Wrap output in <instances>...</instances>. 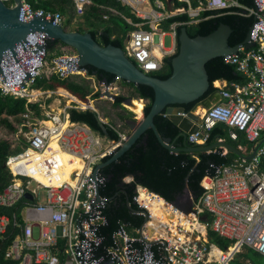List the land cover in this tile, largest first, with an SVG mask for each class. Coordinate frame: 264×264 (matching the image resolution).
<instances>
[{"label":"built area","instance_id":"built-area-1","mask_svg":"<svg viewBox=\"0 0 264 264\" xmlns=\"http://www.w3.org/2000/svg\"><path fill=\"white\" fill-rule=\"evenodd\" d=\"M1 1L9 8L19 7L15 0ZM70 1L77 17H83L93 6L91 0ZM117 1L141 20L134 23L121 15L133 27L125 38V54L148 75L162 71L164 59L169 57L164 38L172 35L174 46L177 45L179 25L198 23L203 10L242 7L236 0H207L196 10L190 0H176L184 6L174 5L172 9L168 0ZM20 4L23 22L39 17L64 26L61 12L35 8L28 0H20ZM245 10L244 16L254 17L248 33L252 47L247 49L243 44L237 54L226 56L224 61L236 67L248 82L219 88L221 100L205 110L199 131L189 135L187 142L206 146L210 132L223 123L229 127L233 141H238L242 133L253 151L259 146L255 156L239 157L229 165L212 164L201 182L203 196L197 202L192 201L193 212L186 214L165 201L173 215L191 216V225L185 226L182 218L170 224L159 222L163 234L154 238L146 228L150 225L155 233L158 226L152 222L157 218L147 200L140 197L145 194L151 202L164 199L138 186L134 201L140 210L137 215L145 216L146 224L132 232L129 224L120 222L110 245H106V237L101 234L108 225L105 211L110 199L101 194L107 177L97 167L123 146L130 133L112 124L95 102L113 103L120 96L121 80L116 78L110 84L97 82L95 76L80 66L78 53L68 48H62L60 54L50 59L48 46L52 40L47 33L37 32L36 43L45 49L42 64L34 68L35 73L19 85L2 82L4 76L0 75L3 96L25 100L27 107L37 105L40 109L39 115L30 110L20 116L18 140L23 148L12 153L7 161L12 181L0 193V264H233L246 250L264 257V0H254V8ZM183 14L191 21L175 23L169 31L163 28L169 19ZM104 18L109 20L108 15ZM55 76L61 80L80 77L92 82L94 91L82 100L37 88L40 80ZM96 93L100 97L95 100ZM71 110L94 112L101 124L117 133L118 139L109 140L87 124L72 121ZM239 150L244 148L240 146ZM227 153L224 150L222 156ZM33 183L37 188L32 187ZM41 190L46 191L45 198ZM203 213L210 215L211 230L228 241V247L222 249L210 243L208 226L201 219Z\"/></svg>","mask_w":264,"mask_h":264},{"label":"trees","instance_id":"trees-1","mask_svg":"<svg viewBox=\"0 0 264 264\" xmlns=\"http://www.w3.org/2000/svg\"><path fill=\"white\" fill-rule=\"evenodd\" d=\"M35 8H43L52 12H61L64 15L70 10H74V5L70 0H52L47 3H36L35 0H28ZM93 6L90 7L88 14L93 17L92 22H89L88 30L77 29L74 31L89 32L93 38L102 46L113 45L121 48L125 52V38L133 27L127 24L121 15L131 18L134 23L141 20L135 17L128 7L123 6L117 0H91ZM193 8H197L200 3L206 4L207 0H190ZM244 8H230L224 11H202L200 15V22L194 25H179L177 27V53L164 60L162 71L152 74V76L161 80H166L173 74L172 60L179 54V36L182 28H186L189 36L195 38L198 36H207L216 31L220 25L225 24L231 27L232 34L229 39L231 47L245 44L250 27L254 22V17L244 16L245 9L254 8V0H237ZM177 7H182L176 1ZM75 11V10H74ZM108 15L110 23L114 20H121L123 26L118 32L116 26H106L104 29L98 28L100 20ZM190 21L188 15L176 16L169 19L164 25L165 30H169L171 25L175 23H186ZM67 29L66 26H64ZM68 30V29H67ZM70 31V30H69ZM115 36V37H114ZM60 48L74 49L64 45L59 41H50L48 50L50 59L55 55L60 54ZM86 69L89 73L96 77L98 82L113 83L116 76L107 72L97 70L94 67L88 66ZM206 69L210 80L209 91L198 101L183 105L187 112H190L196 104L212 94L216 88L214 83L217 81H227L231 83L246 84L248 79L242 74L238 73L236 67L226 64L224 58H216L211 60L206 65ZM125 86L131 87L138 99L147 101L144 109L145 116L150 112L155 99L154 90L148 86L135 85L122 80ZM37 88L55 91L57 88H63L77 96L82 100H86L93 92L91 83L80 78L73 77L65 80L52 77L49 80H40ZM100 93H96L93 99L99 98ZM129 99L126 96L116 97L113 108L121 109L125 114H120L119 119L129 129L128 122L135 121L133 114L129 112L123 104ZM137 100V99H134ZM34 111L35 114H40V109L37 105L27 107L25 100H16L12 97L3 96L0 92V126L13 133L18 139L21 138L19 127L22 124L20 116L28 111ZM166 112L158 115L154 119L155 126L164 140H169L177 148H184L188 142L181 136V131L169 117H166ZM70 117L74 122L87 124L99 135L108 138L109 140H117L118 135L110 127L101 124L97 115L94 112H78L76 110L70 111ZM109 118L108 116H106ZM13 119V122L10 120ZM16 124V125H15ZM112 124L118 126L114 120ZM229 127L223 123L217 124L209 134L206 146L214 145L223 140L238 149L243 146L246 151H242L244 156L248 155L252 146L246 141L243 134H239V140L233 141L229 136ZM130 132V131H129ZM131 135V134H130ZM192 146V145H191ZM197 147V146H196ZM23 148L22 143H19L18 148H12L10 142L0 140V193L3 192L12 181V174L7 167V161L12 153L20 152ZM224 149L218 148L211 152L198 153H173L166 149L159 141L153 130H148L138 142L126 152L117 161L108 164L102 169V173L107 177V183L101 194L110 199L105 215L108 219V225L101 230V234L106 237V245L111 244L113 233L118 228L120 222L129 224L130 231L141 229L146 224V217L137 215L139 207L134 201L137 196L138 186L148 189L150 192L159 195L166 202L178 206L179 200L182 196L189 192L192 200L197 202L204 194V189L201 182L204 177L211 171L210 166L213 165H229L238 156L232 152H228L222 156ZM114 154L108 155L104 158L103 163L108 162ZM132 177L133 181L128 183L125 180ZM1 212V210H0ZM203 223L208 226V238L210 243L225 249L229 246V242L220 238L211 230V217L207 213L201 215ZM250 259L254 264H260L262 257L252 250H246L240 254L233 264H243V259Z\"/></svg>","mask_w":264,"mask_h":264},{"label":"water","instance_id":"water-1","mask_svg":"<svg viewBox=\"0 0 264 264\" xmlns=\"http://www.w3.org/2000/svg\"><path fill=\"white\" fill-rule=\"evenodd\" d=\"M15 1L19 3V7L9 8L0 0V75L4 76L2 82L23 84L35 73L34 68L42 64L45 49L36 43L39 38L37 32H45L52 41H59L74 49L79 55L82 68L91 66L120 80L148 86L154 90L155 99L149 114L145 116L144 112L142 121L128 122L132 131L130 137L108 162L97 167L98 170L120 159L150 129L154 131L160 143L173 153L209 152L221 148L238 157H245L240 150L225 141L197 147L188 143L184 148H177L160 136L154 123L156 116L166 112L171 121L178 126L185 140L189 135L199 131L201 123L199 110H208L217 104L221 100L220 90L216 89L199 101L190 112L182 106L200 100L209 91L207 63L238 53L241 45L231 47L229 44L232 34L230 26L222 24L210 35L195 38H191L187 29L182 28L179 36V54L172 60L173 74L170 78L161 80L140 70L126 56L123 49L113 45L102 46L89 32L69 31L39 17L23 22L20 0ZM245 47L247 49L252 47V44H249V36L245 41ZM132 101L133 99H129L125 105L130 106ZM258 148L259 146L247 158L252 159ZM182 210L186 214L193 212V203Z\"/></svg>","mask_w":264,"mask_h":264},{"label":"rangeland","instance_id":"rangeland-1","mask_svg":"<svg viewBox=\"0 0 264 264\" xmlns=\"http://www.w3.org/2000/svg\"><path fill=\"white\" fill-rule=\"evenodd\" d=\"M65 18H66V22H67V24H65V26L70 31H74L73 29H74V26L75 25H80V24H82V25H88L89 22L94 21L93 20V17L91 15L89 16V14L88 15H85V16H83L81 18H77L76 17V13L73 10L68 11V13L66 14ZM98 24H99V27H98L99 29L102 28L103 26H109L110 25L109 24V21H107L106 19H104V17H103V20L102 21L100 20V22ZM113 25L116 26V28H117V30L119 32V31H121V27L123 26V22L121 20L117 19V20H114ZM164 45H165V48H167V49L173 48V46H174V38H173L172 35H168V36H166L164 38ZM60 49L62 50V48H60ZM96 86L98 88V91L101 92L102 88L99 86L98 83H96ZM59 89H62V88H57L56 89V91L58 93H60L58 91ZM60 94H62V93H60ZM119 95L126 96L128 99H133V100L134 99H137L138 100L137 96L135 95L134 90L131 87H129V86L122 85L121 91L119 92ZM97 103H98V107L102 110V113L105 116H108L110 119L114 120V122L118 125V127L121 130H124L126 132H129L130 131L129 132L130 134L132 133V131L129 130L125 126V124L123 122H121L120 119H119L120 114H125V112L122 109L120 111L118 108L117 109L116 108H113L112 103L111 102H108V101H102V102H97ZM48 104H49V101H48ZM146 105H147V101H144V106H146ZM126 109L134 115L133 116L134 120H135V118H139L138 120L136 119L137 121H142L143 120V116L138 117L136 113H134L133 111H130L128 108H126ZM204 114H205V112H204ZM204 114H202V115H204ZM10 120L13 122V119L12 118H10ZM16 127L19 128L18 125ZM0 140L10 142L11 145H12V148L15 149V150L19 146L18 137L15 136V135H13L12 132L4 129L1 126H0ZM126 181L127 180H125V182ZM32 187L33 188H37V184L36 183H33L32 184ZM41 195H42V198H45L46 191L45 190H41ZM191 202H192V197L190 196L189 192H186V194L180 198L177 207L178 208L186 207ZM260 264H264V260H261Z\"/></svg>","mask_w":264,"mask_h":264},{"label":"bare ground","instance_id":"bare-ground-1","mask_svg":"<svg viewBox=\"0 0 264 264\" xmlns=\"http://www.w3.org/2000/svg\"><path fill=\"white\" fill-rule=\"evenodd\" d=\"M144 101L143 100H133L130 104V109L137 114L138 117L144 116ZM205 110H199V114H204ZM140 200L144 201L147 200V203L151 207V210L156 216L157 220L152 222L153 226H158L157 230L152 231V228L150 225H148V228H146L147 233L150 232L151 238H154L158 235L163 234V228L159 225V222H164L166 224H170L171 222H178L180 218H182V222L185 226H190L191 224V216L189 215H183V214H176L173 215V213L170 210V207L166 204L165 200H155L153 202L148 201L145 194H142L140 197ZM150 200V199H149ZM160 220V221H159Z\"/></svg>","mask_w":264,"mask_h":264},{"label":"crops","instance_id":"crops-1","mask_svg":"<svg viewBox=\"0 0 264 264\" xmlns=\"http://www.w3.org/2000/svg\"><path fill=\"white\" fill-rule=\"evenodd\" d=\"M36 1V0H35ZM52 1V0H51ZM175 2V4H173L174 2ZM237 1V0H236ZM50 2V1H49ZM191 2V1H190ZM238 2V1H237ZM36 3H47V2H37L36 1ZM239 3V2H238ZM167 4L169 5V8H179V7H177L176 6V0H168V2H167ZM202 4H204V3H202ZM240 4V3H239ZM174 5H175V7H174ZM192 5V4H191ZM200 5H201V3H200ZM200 5L198 6V7H200ZM193 7V6H192ZM197 7V8H198ZM197 8H194L195 10L197 9ZM240 8H244L243 6L242 7H240ZM74 11V10H73ZM89 11V10H88ZM203 11H205V10H203ZM202 13V12H201ZM85 15H88V12L85 14ZM84 15V16H85ZM183 15H185V14H183ZM201 15V14H200ZM65 16L66 15H64V18H65ZM178 16H181V15H178ZM77 17V16H76ZM105 17V16H104ZM176 17V16H175ZM189 17V16H188ZM77 18H81V17H77ZM190 18V17H189ZM105 19V18H104ZM107 21H109V26H111V27H113L114 25H113V23H110V18H109V20H107ZM190 21H191V18H190ZM190 21H188V22H190ZM199 22H200V17H199ZM198 22V23H199ZM187 23V22H186ZM198 23H196V24H198ZM65 24H67V22H66V18H65V22H64V26H65ZM178 24V23H177ZM181 24V23H180ZM191 25H194V24H191ZM63 26V27H64ZM76 26V27H75ZM74 26V29L73 30H77V29H83V30H88L90 27L88 26V25H82V24H80V25H75ZM104 27H106V26H103L102 27V29H104ZM71 28V27H70ZM72 29V28H71ZM167 31H169V30H167ZM127 36V35H126ZM115 37V36H114ZM248 37V36H247ZM177 48H178V45H175V46H173V48H171V49H168V52H167V54H168V56L169 57H172V56H174L176 53H177ZM166 58H168V57H166ZM165 58V59H166ZM164 59V60H165ZM164 65V64H163ZM89 82V81H88ZM98 82V81H97ZM91 83V87H92V82H90ZM119 85L122 87V85H124L123 83H122V80L121 81H119ZM125 86V85H124ZM229 86V83L227 82V81H217V82H215L214 83V87L216 88V89H219V88H224V87H228ZM92 89H93V91H94V88L92 87ZM56 91V90H55ZM60 93H62L61 95H65V94H69V95H72V96H74L73 94H71L70 92H68L67 90H65V89H59L58 90ZM59 93V94H60ZM93 93V92H92ZM77 97V96H76ZM100 97V96H99ZM59 99V98H58ZM96 99H98V98H96ZM95 99V100H96ZM59 100H63V99H59ZM138 100H141V99H138ZM143 101H145V100H143ZM98 101H96L95 103H96V106L98 107V103H97ZM99 102H102V101H99ZM112 103V102H111ZM114 103V102H113ZM126 103H124L123 104V106L125 107V108H128L130 111H131V109H130V107L129 106H127V105H125ZM146 107V106H145ZM145 107H144V109H145ZM98 109L99 110H101L99 107H98ZM101 112H102V110H101ZM103 114V113H102ZM201 115L202 114H200V117H201ZM105 116V115H104ZM143 118H144V116H143ZM110 119V118H109ZM139 119V118H135V121H137V120ZM111 120V122H112V119H110ZM230 132V131H229ZM242 134V133H241ZM229 136H230V134H229ZM245 137V136H244ZM220 141H223V140H220ZM243 147V146H242ZM244 148V147H243ZM224 150H226V149H224ZM238 150H239V148H238ZM244 150L246 151V149L244 148ZM244 150H240L241 151V153H242V151H244ZM227 151V150H226ZM252 149H251V151L250 152H248V155H247V157H250L253 153H254V151H253V153H252ZM228 152V151H227ZM244 156V155H243ZM239 158V157H238ZM127 181L126 182H128V183H130V182H132L133 181V178L132 177H128L127 179H126ZM153 193V192H152ZM155 194V193H154ZM193 201V200H192ZM187 207V206H186ZM184 207H181V209H183ZM253 251V250H252ZM257 253V252H256ZM260 255V254H259ZM261 256V255H260ZM262 257V259L264 260V257L263 256H261ZM246 261H250L252 264H254L250 259H243L242 260V263L243 264H246L245 262Z\"/></svg>","mask_w":264,"mask_h":264}]
</instances>
